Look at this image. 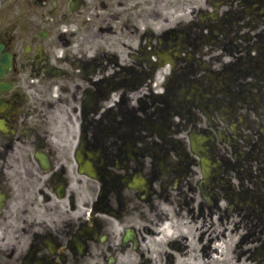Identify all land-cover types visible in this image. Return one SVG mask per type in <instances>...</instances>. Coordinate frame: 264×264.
<instances>
[{"label":"flooded vegetation","instance_id":"flooded-vegetation-1","mask_svg":"<svg viewBox=\"0 0 264 264\" xmlns=\"http://www.w3.org/2000/svg\"><path fill=\"white\" fill-rule=\"evenodd\" d=\"M190 1L0 0V264H264V0Z\"/></svg>","mask_w":264,"mask_h":264},{"label":"rangeland","instance_id":"rangeland-1","mask_svg":"<svg viewBox=\"0 0 264 264\" xmlns=\"http://www.w3.org/2000/svg\"><path fill=\"white\" fill-rule=\"evenodd\" d=\"M236 227H238V225Z\"/></svg>","mask_w":264,"mask_h":264}]
</instances>
